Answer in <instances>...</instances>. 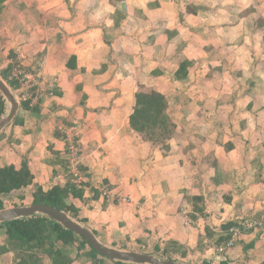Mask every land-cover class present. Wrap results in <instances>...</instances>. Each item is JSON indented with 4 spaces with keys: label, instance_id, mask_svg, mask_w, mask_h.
I'll return each instance as SVG.
<instances>
[{
    "label": "crops",
    "instance_id": "crops-1",
    "mask_svg": "<svg viewBox=\"0 0 264 264\" xmlns=\"http://www.w3.org/2000/svg\"><path fill=\"white\" fill-rule=\"evenodd\" d=\"M21 56L44 77L36 104L0 133V168L27 162L34 178L5 209L68 183L57 127L79 124L88 183L71 204L104 246L264 263L259 230L217 252L226 226L264 214V0H7L0 75ZM140 87L168 100L167 149L130 126ZM0 264L112 263L55 240L20 248L0 231Z\"/></svg>",
    "mask_w": 264,
    "mask_h": 264
},
{
    "label": "trees",
    "instance_id": "trees-1",
    "mask_svg": "<svg viewBox=\"0 0 264 264\" xmlns=\"http://www.w3.org/2000/svg\"><path fill=\"white\" fill-rule=\"evenodd\" d=\"M6 1L7 0H0V12ZM186 66L187 65H184L182 69H185ZM7 71L8 73L6 72L0 76L8 82L10 88L17 91L19 87L14 81L10 80L11 69ZM29 105L30 104L27 102H21L20 107L21 109H26ZM168 108V100L164 95L140 87L136 94V107L134 113L130 117L131 128L139 133L144 141L163 145V147L167 149L166 144L174 136L176 128L168 115ZM6 111L7 101L3 95H1L0 121L5 116ZM33 178L27 162H24L20 169L14 166L0 168V211L6 208L8 202L13 201L12 194L29 186L33 182ZM82 198L83 188L77 186L70 177L65 186L58 185L49 191L39 189L32 197V201L22 200L16 207L47 205L77 220L78 211L71 204V201ZM195 201L201 202V199H196ZM192 217L195 218V216ZM235 225L237 224H230L226 226L224 230L228 232L229 228ZM0 231L10 243L20 248H43L47 241L52 242L55 240L62 245L72 244L79 251L83 248H88L91 255L101 260L109 261L112 264H128L109 260L99 255L83 238H80L57 222L42 215L1 223ZM228 238L229 237H227V240ZM171 251L172 250H170V253ZM157 258L161 260H171L169 249L161 252L159 251Z\"/></svg>",
    "mask_w": 264,
    "mask_h": 264
},
{
    "label": "built area",
    "instance_id": "built-area-1",
    "mask_svg": "<svg viewBox=\"0 0 264 264\" xmlns=\"http://www.w3.org/2000/svg\"><path fill=\"white\" fill-rule=\"evenodd\" d=\"M24 59L25 58L21 56L19 63L13 66L10 73V80L14 81L19 87L16 92L20 95V102H27L33 106L36 104L37 100L35 91L40 86L44 74L41 65L31 72L26 70L23 66ZM50 88L53 89L54 86L51 85ZM57 131L67 145L66 155L68 158L69 176L77 186H85L88 183V178L83 175L81 171L82 156L80 137L82 127L79 124L71 126L60 124L57 127ZM101 195L105 198H110L112 196L111 192L106 188L101 189ZM257 230L264 232V214L260 218L247 219L229 228L227 232L229 238L218 246L217 252L220 255L227 254L236 246L242 236L248 234L250 231Z\"/></svg>",
    "mask_w": 264,
    "mask_h": 264
},
{
    "label": "water",
    "instance_id": "water-1",
    "mask_svg": "<svg viewBox=\"0 0 264 264\" xmlns=\"http://www.w3.org/2000/svg\"><path fill=\"white\" fill-rule=\"evenodd\" d=\"M0 92L5 100L11 105L8 115L0 121L1 133L15 120L20 109V104L12 94L11 89L1 78ZM35 215H42L57 222L65 229L73 232L80 238H83L93 250L109 260L128 264H178L172 260H161L152 255L121 251L104 246L90 230L75 222L66 213L47 205H31L4 209L0 211V224L33 217Z\"/></svg>",
    "mask_w": 264,
    "mask_h": 264
},
{
    "label": "rangeland",
    "instance_id": "rangeland-1",
    "mask_svg": "<svg viewBox=\"0 0 264 264\" xmlns=\"http://www.w3.org/2000/svg\"><path fill=\"white\" fill-rule=\"evenodd\" d=\"M0 78H1V79H2V80L8 85V87L10 88L8 82H7L6 80H4L2 76H0ZM10 89H11L12 94L14 95V97L16 98V100L19 102V104H20V106H21V102H20V100H19L20 95H18V93H17L16 91H14L12 88H10ZM18 89H19V88H18ZM1 95H2V93L0 92V96H1ZM20 108H21V107H20ZM10 109H11V105L7 102V111H6L5 116H4L2 119H4V118L8 115ZM2 119H1V120H2ZM8 209H10V208H8ZM71 219H73L75 222L78 221V220H75V219L72 218V217H71ZM77 223L80 224L79 222H77ZM80 225L84 227V225H82V224H80ZM155 257H157V256H155ZM179 260H180V259H178V261H179ZM176 263H178V264H188V263H186V262H183L182 260H180L179 262H176Z\"/></svg>",
    "mask_w": 264,
    "mask_h": 264
}]
</instances>
